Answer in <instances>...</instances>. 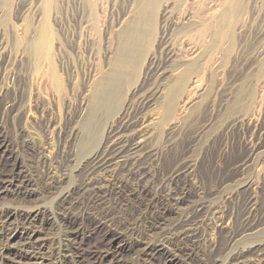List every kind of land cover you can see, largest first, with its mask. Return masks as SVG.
I'll use <instances>...</instances> for the list:
<instances>
[{
	"label": "bare ground",
	"instance_id": "bare-ground-1",
	"mask_svg": "<svg viewBox=\"0 0 264 264\" xmlns=\"http://www.w3.org/2000/svg\"><path fill=\"white\" fill-rule=\"evenodd\" d=\"M155 1L140 2L134 18L117 19L108 61L101 70L88 67L81 89L64 100L62 118L28 85L29 68L41 65L50 48L47 39L30 48L37 64L20 57L18 75L9 71L10 49L0 46V148L8 150L0 170V264H107V258L110 264H264V167L263 178L249 173L264 147V120L214 109V91L195 73L198 61L177 58L173 16L164 28L163 56L147 53ZM142 61L145 75L137 84ZM180 101L188 112L169 121ZM30 105L39 116L28 114ZM234 131L249 148L233 167L236 175L188 198L191 186L183 178L221 134L223 165ZM186 140L162 171L168 153ZM242 191L247 196L239 206ZM93 233L101 240L85 248L81 240ZM205 252L214 253L212 261Z\"/></svg>",
	"mask_w": 264,
	"mask_h": 264
},
{
	"label": "rangeland",
	"instance_id": "rangeland-1",
	"mask_svg": "<svg viewBox=\"0 0 264 264\" xmlns=\"http://www.w3.org/2000/svg\"><path fill=\"white\" fill-rule=\"evenodd\" d=\"M142 1L0 0V46H6L11 51L9 71L14 75L19 74V60L24 54L29 65L37 64L30 48L39 40L47 39L45 46L50 48H45L50 52L45 51V59L41 65L29 68L28 85L33 91L37 89L41 93L43 102L57 114V119L62 118L66 107L64 100L72 99L74 93L81 89L88 67L95 66L97 70H101L108 61L117 41L118 20L134 18ZM156 1L152 20H155L152 24L154 28L150 26L153 31H149L153 37L149 34L147 53L163 56L161 47L164 28L170 15L173 16L176 28L173 27L174 36L172 35L171 40L178 54L177 58L180 61L194 58L192 60L199 62L194 65L195 73L197 78L205 79L208 90L214 91V109L226 107L229 109L226 117L241 116L263 121L264 0ZM144 62H141L137 72V84L145 75ZM70 77L71 81L68 80ZM189 94L190 92H185L180 100L186 99ZM194 96L191 94L190 98L193 99ZM185 105L188 107L189 104L180 101L169 121H176L187 113ZM29 109V115H40H34L32 105ZM157 115V111L152 110L148 117L155 121ZM262 125L264 127V123ZM8 138H14L12 125L8 128ZM224 138L223 134L218 135L204 151L195 171L183 178L191 186L188 198L198 196L203 190L208 192L215 189L223 177L236 175L233 167L249 156V148L243 142L241 131H234L230 135L231 146L229 145L222 158L223 165H220L218 160ZM187 141L181 143L178 150L168 153L162 164V171L167 170L179 157L181 150L188 145ZM261 143L264 145V133ZM46 146L48 148H45V152L51 156L53 150L49 145ZM7 153L5 146L0 148V170L5 168L4 156ZM262 167L264 147L260 148L257 164L249 173L253 177L263 178ZM246 196L247 192L242 191L239 206ZM260 199L261 205H264V193L260 194ZM224 235L222 232L221 243ZM100 240V234L93 233L81 241L86 248L98 244ZM119 242L125 244L126 238ZM159 256L162 258V254H158L156 258H152L153 261H158ZM205 257L212 261L214 253L205 252ZM109 259L106 260L107 264H110ZM4 264L20 263L5 261Z\"/></svg>",
	"mask_w": 264,
	"mask_h": 264
}]
</instances>
